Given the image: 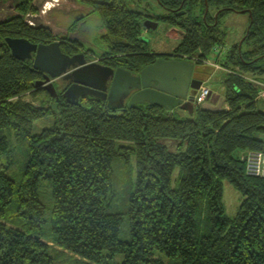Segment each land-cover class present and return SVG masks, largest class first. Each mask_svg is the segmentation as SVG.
I'll use <instances>...</instances> for the list:
<instances>
[{
    "label": "trees",
    "instance_id": "obj_1",
    "mask_svg": "<svg viewBox=\"0 0 264 264\" xmlns=\"http://www.w3.org/2000/svg\"><path fill=\"white\" fill-rule=\"evenodd\" d=\"M133 1L98 0L96 12L109 65L139 73L160 56L142 37L144 14ZM154 1L170 10L154 19L182 33L172 57L196 64L224 46L222 18L249 17L241 50L238 42L220 60L234 71L223 85V111L197 107L182 120L156 105L114 111L61 97L54 126L33 135L52 109L23 100L44 93L36 87L42 76L5 40L49 37L21 17L0 24V162L15 166L14 143L23 169L20 182L0 172V264H264V178L247 175L242 160L247 151L264 152V100L247 78L264 79V0ZM225 180L245 197L234 219L223 204ZM125 222L129 242L121 238Z\"/></svg>",
    "mask_w": 264,
    "mask_h": 264
},
{
    "label": "water",
    "instance_id": "obj_2",
    "mask_svg": "<svg viewBox=\"0 0 264 264\" xmlns=\"http://www.w3.org/2000/svg\"><path fill=\"white\" fill-rule=\"evenodd\" d=\"M52 2L55 3L54 0H34L33 7L40 13L37 16L27 15L26 24L34 30L45 29L54 32L56 26L47 23V14L53 8L60 9V6L50 4ZM16 10L17 6H12L11 1H0V24L9 22L14 17H21ZM208 10L207 7V12ZM219 13L216 14V19ZM143 25L147 30H156L159 23L147 20ZM244 39L240 42V50ZM5 43L16 59L32 61L34 70L46 75V80L39 81L36 87L47 84L45 89L53 97H58V94L52 81L62 78L73 82L64 94V98L73 104H78L80 97L90 95L108 100L109 110L124 108L125 111L149 104L160 106L169 112L179 108L190 116L195 115L194 100L204 82L194 78L196 63L192 61L161 59L142 70L139 75H135L122 68L114 70L97 63L87 64L83 55H65L58 43L35 45L24 38H8ZM108 84H111L109 92ZM214 92L215 90H212V94L202 106L203 110L223 111L226 98L220 95L218 100L212 101Z\"/></svg>",
    "mask_w": 264,
    "mask_h": 264
},
{
    "label": "rangeland",
    "instance_id": "obj_3",
    "mask_svg": "<svg viewBox=\"0 0 264 264\" xmlns=\"http://www.w3.org/2000/svg\"><path fill=\"white\" fill-rule=\"evenodd\" d=\"M133 9L140 10L141 12L154 15L162 14L164 11L162 8L158 7L154 0H134ZM12 6L15 5L14 1H11ZM151 9V10H150ZM153 11L155 13H153ZM151 12V13H148ZM52 23V22H51ZM249 23V17L246 14L243 13H228L224 18L221 19L222 28L226 32V39L224 42V46L221 49V54L213 52L210 55L207 56L206 61L203 64H196V71L194 78L197 80H200L207 84L212 90H215L213 93L212 101L218 100L219 96L222 93V88L225 83V80L229 78V71L232 69L230 68H223V70H219L216 72L215 65H221L222 61L224 62L227 57L228 50L238 42H241L240 39L243 37ZM91 25L93 28H95L99 36V48L96 47V58L93 59V62L98 61H107L110 58L106 59L105 50H107V45H105V39L104 36L107 34V30L105 29L101 19L93 20L91 22ZM58 28V26H57ZM142 37L147 40L149 44V49L151 52H157V53H169L174 54L175 48L180 44L182 40V33L179 32L176 29H171L167 27L165 24L159 25V28L155 31H149L147 29H144L142 32ZM221 56V57H220ZM105 58V59H104ZM220 58V59H219ZM196 58H185V60H189L194 62ZM234 72V71H233ZM249 80L258 83L260 86H264V79H259L257 76L253 75L251 77L248 75ZM42 81V80H41ZM54 84V83H53ZM55 86V85H54ZM60 88L62 87L61 85ZM57 86V87H58ZM59 88V87H58ZM41 89L42 88H38ZM56 89V87H55ZM57 91V90H56ZM224 92V91H223ZM58 94V93H57ZM53 97V96H51ZM54 99L48 97L44 93L40 94L38 97H32L31 95H27L23 98L25 102L32 103L36 106H42L46 105V107H49L52 109V114L37 121L33 128V135H39L41 134L45 129L52 128L54 126V121L56 116L59 114L58 112V102ZM264 100V99H263ZM225 108L228 107L227 105L224 106ZM174 112V111H173ZM172 113V112H170ZM175 115L176 118L185 120L191 117L188 112L183 111L181 109H175ZM259 138L264 140V135H258ZM163 143L169 147V149L172 152H177L176 145L177 143L173 140H165ZM14 143H12V150L15 151L17 156V161L15 159V166H12L11 168H6L8 161L3 160L0 162V172L6 173L7 175L15 178L18 182H20L19 178L21 176V173L23 172L22 163L20 160V153L16 152V147H14ZM21 152V150H20ZM22 155V152H21ZM132 173V181L136 182L137 177V171H136V161L134 158L131 160V165L129 169ZM126 170H121L118 175V182H121L122 185L125 184L124 180L126 179ZM179 172L177 171L174 177L173 186L175 187L177 185V179H178ZM124 179V180H123ZM121 186V184L119 183ZM125 186V185H124ZM123 187V186H122ZM244 195L236 190L232 184H230L227 180L223 182V204L225 206L226 215L230 219H234L238 211L240 210L243 202H244ZM119 211L124 212L126 209V205L123 204L122 200L119 202L118 205ZM121 238L125 241H131L132 235L130 232V228L125 222L122 226V232H121ZM51 246H54L52 243H50ZM56 248V247H55ZM123 260L121 256V261Z\"/></svg>",
    "mask_w": 264,
    "mask_h": 264
},
{
    "label": "flooded vegetation",
    "instance_id": "obj_4",
    "mask_svg": "<svg viewBox=\"0 0 264 264\" xmlns=\"http://www.w3.org/2000/svg\"><path fill=\"white\" fill-rule=\"evenodd\" d=\"M2 1L4 3H9L10 1L12 2L14 1L15 3L14 6H17L16 11L21 15V18L24 20L29 14H32V16H37L40 13L37 9L33 7L34 0H2ZM54 2L55 3L52 2L50 4H56V6L57 5L60 6V9L53 8L51 11H49L47 14L46 21L47 23L52 22L53 24H55L56 26L55 31L51 32L45 29L37 30L40 32H46L48 34L49 39L44 40V42L42 43L38 41V38L34 39V41H30V40L29 41L35 45H50L53 43H58L60 45L62 53L65 55H68L70 57H73L76 55H83L85 57V60L87 61V64L97 63L105 67H110L114 70L119 69L112 65H109L110 64L109 60L93 62V59L96 58V53H95L96 47L99 48L100 46L99 45L100 39H99L98 33L96 32L97 30L93 28V26L91 25V22L93 20L100 19L99 15L96 12V8L99 4L98 0H54ZM160 8H162L164 11L160 15H163L165 17L168 16V14L170 13V10H167L166 8H163V7H160ZM153 13L155 12L153 11ZM143 14H144L143 24L147 20L158 22L157 20L154 19L155 17L154 15H150L144 12ZM159 25H161V23H159ZM152 31H155V30H152ZM151 53L160 56L158 60H161V59L182 60L177 57L176 58L172 57L173 54H169V53H157V52H151ZM108 58L109 57L106 56V59ZM140 72L139 73L132 72V73L135 75H139ZM39 73L42 76V81H45L46 75L42 72H39ZM52 82L54 83L57 93H58V97H55V100L57 102H59L61 97L64 98L65 92L73 85V82L71 80H65L62 78L55 79ZM96 84L99 85L100 83L96 82ZM46 85L47 84H45L41 88L44 94L49 97L51 94L45 89ZM58 85H61L62 87L60 88V86ZM108 87H109V90H108L109 92L111 84H108ZM51 98L54 99L53 97ZM85 98L86 99L91 98L93 100L100 101L106 104V106H108L109 104L108 100H102L100 97H94L90 95L80 97L79 102ZM128 102L129 100L125 104L127 105ZM123 110L124 108L115 109L114 111H123Z\"/></svg>",
    "mask_w": 264,
    "mask_h": 264
},
{
    "label": "built area",
    "instance_id": "obj_5",
    "mask_svg": "<svg viewBox=\"0 0 264 264\" xmlns=\"http://www.w3.org/2000/svg\"><path fill=\"white\" fill-rule=\"evenodd\" d=\"M221 49L222 48H218L215 52L221 53ZM223 68L225 67L222 64L221 65L217 64V66H215L216 72L219 70H223ZM230 73H233V71L230 70L229 74ZM253 83H255V85L258 88H260L258 99L259 100L264 99V86H260L256 82H253ZM211 94H212V89L207 84L203 83V85L199 89L195 97V100H194L195 108L197 107L202 108V106L207 102ZM242 160L245 163L247 175L252 176V177L264 178V152L263 151H247L243 154Z\"/></svg>",
    "mask_w": 264,
    "mask_h": 264
},
{
    "label": "crops",
    "instance_id": "obj_6",
    "mask_svg": "<svg viewBox=\"0 0 264 264\" xmlns=\"http://www.w3.org/2000/svg\"><path fill=\"white\" fill-rule=\"evenodd\" d=\"M219 54H221V56H222V53L219 52ZM221 56H220V57H221ZM219 59H220V58H219ZM221 61H222V57H221ZM215 66H217V65H215ZM226 108H227V107H226Z\"/></svg>",
    "mask_w": 264,
    "mask_h": 264
}]
</instances>
